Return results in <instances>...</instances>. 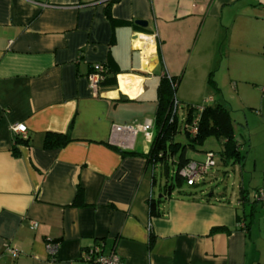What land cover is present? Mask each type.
I'll return each instance as SVG.
<instances>
[{
    "label": "crops",
    "instance_id": "obj_1",
    "mask_svg": "<svg viewBox=\"0 0 264 264\" xmlns=\"http://www.w3.org/2000/svg\"><path fill=\"white\" fill-rule=\"evenodd\" d=\"M261 7L264 0H0V264H90L80 253L95 243L122 264H264V207L253 202L264 177L256 187L243 179L229 192H208L199 186L216 179L210 168L189 193L168 195L147 163L151 144L142 133L131 146L111 141L113 125L153 123L163 74L178 88L191 80L214 85L213 71H230L227 36L241 10ZM94 63L105 64L113 82L97 96L87 80ZM259 65L262 97L253 105L264 116ZM18 123L29 145L14 155ZM48 132L70 141L45 148ZM247 136L251 142L253 131ZM234 138L240 157H222L219 138L220 161L230 166L225 175L242 177ZM253 163L255 170L260 162ZM151 198L160 199L157 216ZM48 243L57 246L54 258Z\"/></svg>",
    "mask_w": 264,
    "mask_h": 264
},
{
    "label": "rangeland",
    "instance_id": "obj_2",
    "mask_svg": "<svg viewBox=\"0 0 264 264\" xmlns=\"http://www.w3.org/2000/svg\"><path fill=\"white\" fill-rule=\"evenodd\" d=\"M237 26L231 29V37L227 36L226 53L229 60V70L219 71L224 72L220 77L217 69L212 72L215 73L214 85L207 84L202 80H191L190 83H184L175 91V99L177 102L176 116L178 119V133L174 140L181 144H188V140L183 133V118L186 115V108L193 104L215 105L220 103L230 109V115L233 121V129L235 137L240 145L243 159L244 176L232 174L229 170L228 176L224 174V170L230 166H224L220 161V152L222 149L221 142L215 137H209L202 145L196 146L197 150L186 149V154L189 157L202 159L204 150L213 151L215 153L216 164L209 170L214 173L216 179L212 184L207 181L199 186L205 188L208 192L213 189L219 191H231L233 184H238L244 179L247 187H256L261 183L264 177V138L261 136V129H264V116H260L259 107L253 105L258 103L262 97V92L257 89L256 84L259 82V77H262L261 72L257 69L256 64L259 61V66H264L260 61H264V9L250 10L245 8L241 10L240 17L237 20ZM139 40H143L137 36ZM229 47V48H228ZM221 48L224 49V46ZM210 50V48H209ZM251 50V52H250ZM222 55L224 56V50ZM229 51V52H228ZM261 57V58H260ZM253 64L255 66H253ZM255 67V68H254ZM217 73V75H216ZM220 73V74H221ZM229 75V77H228ZM202 81V82H201ZM249 121L246 126L245 122ZM253 131L254 139L250 142L248 140L247 132ZM142 139V135L136 136V144ZM245 142V144H243ZM253 142V143H252ZM257 159L260 162L257 169H253V160ZM199 160V161H203ZM173 173L174 168L170 169ZM254 174V181L250 186L251 174ZM159 170L156 171L157 183L164 182L165 178L158 176ZM208 174L206 177H208ZM157 185V186H158ZM186 189V186H184ZM235 189V186H234Z\"/></svg>",
    "mask_w": 264,
    "mask_h": 264
},
{
    "label": "trees",
    "instance_id": "obj_3",
    "mask_svg": "<svg viewBox=\"0 0 264 264\" xmlns=\"http://www.w3.org/2000/svg\"><path fill=\"white\" fill-rule=\"evenodd\" d=\"M104 84L113 85L111 78L108 77V73ZM176 89L177 83L174 78H171L166 74H163L160 77L157 85L156 109L153 121L154 137L149 147V151L147 154H145L147 163L152 167H157L159 173L162 175L161 177L165 178V181L163 182V192L167 193L168 195H170L174 190H179L182 188L184 190V186H186L185 190H193L198 184L201 183L200 181L194 185L188 186L180 174L181 168L190 160H192L186 155V149L188 147L189 149L194 150L196 146L202 145L204 140L208 137H215L217 139L221 138L224 140V149L221 152V156L227 158L240 157L237 148V141H235L234 138L233 121L230 117L229 111L221 104H193L187 107L186 115L182 119V130L189 142L188 144L184 145L174 140L175 135L178 133V119L176 116L177 108L173 114V103L176 101L174 95ZM197 105L203 107V110L199 113L195 111ZM197 114H199V118L196 123L197 132L194 136H192L189 134V130L186 128V125H190ZM69 141L70 139L65 134L48 132L45 134L43 146L45 148H59L67 144ZM18 145H29L28 137L26 139H23L19 136L13 137L14 155H16V146ZM120 153L122 155L137 154L134 151L123 150H120ZM171 168H174L173 173H171ZM259 189L264 188H257L255 189L254 193ZM187 192L189 193L188 190ZM162 194L164 195V193ZM81 195V189L78 188L75 197V201L78 203L81 202ZM158 200L160 199L151 198L149 200V212L153 216L160 214L158 209ZM253 202L259 203L258 201L254 200V198ZM259 204L264 207V204ZM216 229H213V231ZM153 240V236L151 235L149 242L150 245L153 243Z\"/></svg>",
    "mask_w": 264,
    "mask_h": 264
},
{
    "label": "built area",
    "instance_id": "obj_4",
    "mask_svg": "<svg viewBox=\"0 0 264 264\" xmlns=\"http://www.w3.org/2000/svg\"><path fill=\"white\" fill-rule=\"evenodd\" d=\"M108 73V68L103 63H94L91 67V71L87 75L88 87L93 96H97ZM177 108V103H173V114ZM203 110V107L197 105L195 111L198 113ZM199 114L196 115L192 123L187 124L186 128L189 130V134L194 136L197 132L196 123L198 121ZM13 136H19L23 139L28 137L26 126L23 123L14 124L11 127ZM111 141L118 145L131 146L138 133H142L143 139L146 143L151 144L153 141V123L146 121L140 124L134 125H113L111 129ZM203 161L190 160L185 164L180 174L184 178L188 186L194 185L201 181L206 171L215 164V153L213 151H206ZM254 200L264 204V189H259L253 195ZM49 255L54 258L57 246L48 243L46 245ZM13 257L18 256V252L15 249L9 250ZM80 257L83 261L90 264H122L120 257L115 251L104 252L103 245L95 243L94 245L84 249L80 253Z\"/></svg>",
    "mask_w": 264,
    "mask_h": 264
},
{
    "label": "water",
    "instance_id": "obj_5",
    "mask_svg": "<svg viewBox=\"0 0 264 264\" xmlns=\"http://www.w3.org/2000/svg\"><path fill=\"white\" fill-rule=\"evenodd\" d=\"M134 23H135L136 25L141 26V27H146L147 24H148L147 21H143V20H135Z\"/></svg>",
    "mask_w": 264,
    "mask_h": 264
}]
</instances>
